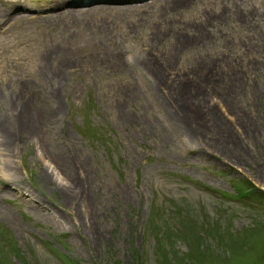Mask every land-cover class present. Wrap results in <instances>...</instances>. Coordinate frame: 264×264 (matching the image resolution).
Returning a JSON list of instances; mask_svg holds the SVG:
<instances>
[{
	"label": "rangeland",
	"instance_id": "obj_1",
	"mask_svg": "<svg viewBox=\"0 0 264 264\" xmlns=\"http://www.w3.org/2000/svg\"><path fill=\"white\" fill-rule=\"evenodd\" d=\"M96 1L23 0V21L0 22V264H264L258 64L250 71L261 88L233 100L254 98L258 116L248 120L261 129L253 140L233 132L217 99L201 102L231 133L230 156L193 141L174 102L152 90L169 93L170 75L192 73L201 54L246 69L264 47V0H107L104 17L89 8ZM199 26L206 35L179 39ZM168 45L169 74L156 73L149 54ZM117 57L128 71L110 68ZM63 62L66 70L40 72ZM132 79L134 88L114 90ZM16 109L21 128L12 127ZM32 125L42 150L24 134ZM217 145L231 146L227 138ZM80 175L104 234L96 242L84 229L81 194L60 191Z\"/></svg>",
	"mask_w": 264,
	"mask_h": 264
},
{
	"label": "bare ground",
	"instance_id": "obj_2",
	"mask_svg": "<svg viewBox=\"0 0 264 264\" xmlns=\"http://www.w3.org/2000/svg\"><path fill=\"white\" fill-rule=\"evenodd\" d=\"M2 1L4 2V0H0V22L3 20L4 22H6L5 24H7V22L12 20L9 22L10 25L14 22H18L19 20L23 21V16L21 15L23 9V6L21 4L23 3V0H12L14 4L6 9L1 7ZM80 1V3L77 2L76 4H85L83 3V0ZM104 1L107 0H97L96 2H92L98 4L89 8L91 10H95L93 11L94 13L104 17V7L105 5H109ZM165 1L166 0H162L161 2L163 3ZM76 4L71 3L69 5L75 6ZM57 5H60L61 7L68 6L67 3H58ZM89 8H87L88 12L90 11ZM144 8H147V6H145ZM14 9L16 11L13 12ZM179 34H181V38L179 37V39L185 40V42L188 43L194 41V39L198 38L199 36L206 35L207 33L202 26H199L192 33L183 34L182 32H180ZM167 47L168 48L162 51V54H154L153 51L149 54V61H151L152 63L155 62L158 65L154 66V71L156 73L161 72L163 74H169L174 55L172 52V48H169V45ZM260 53L261 55L259 56H255L251 53L248 55L247 59H249L250 65L248 64L249 66H247L246 69H244V67L240 68L234 66L233 63L227 58L217 60L212 59L210 56L201 54L198 55V58L195 60L196 63L193 64L194 69L192 70V73H190L189 70H184L183 74H181V77L178 79H174L170 75V78L173 80L171 81V89L169 90V93L166 94L165 88H162L155 83H153V87H151L158 97H162V100H164V102L167 101L166 99H168V97L170 101L174 102V107L176 106L177 108L178 116L181 117L183 122H185L187 127L190 129L189 131H192V134H195L194 139L197 138L193 140L192 137L190 138L189 136L188 140L199 141L201 144L206 145L214 153L221 152L230 156L237 148H235L234 144L232 143L231 133H229V130H227L226 127L220 123L215 115H212L211 111L207 110L204 105L202 106L201 102H205L207 100L213 101L214 99H217V105L219 107L221 106V108L225 110L228 116H230V120L232 121V123H229L231 124L233 132L235 131L237 136H241L240 131H242L246 139L250 141L253 140L259 129H261V124H259V122H255L254 124H252L248 120V117L250 115L254 117L258 116L257 114H254V111L252 109V102L254 101V98L250 97L244 99L243 101H235L237 99L236 96H239V93H241L242 89L256 90L261 88V81H259L250 71L251 68L254 67V65L258 64V74L260 76H264V47L260 49ZM141 58L142 57H137V60L141 61ZM113 60L115 64L110 66L111 69H127L128 64L122 63V61H120L118 57L116 59L113 58ZM65 63L70 64L69 62H63L57 63L55 66L50 67L46 63L41 64L40 67L42 68V70L40 72L46 71L48 73V76H52L51 71H58L59 69L61 71L66 70L65 68H67V66ZM138 66L143 70L144 65L141 64ZM146 71H148V69ZM222 74L228 76L227 79L225 76L226 80L222 78ZM161 83L163 85V82ZM135 86L136 83L132 79L128 82H120L117 86L114 87V90L118 89L120 90V94H122V92H124L126 89L129 90L134 88ZM186 90H190L191 96L186 95ZM25 92L26 97H29L28 90H25ZM230 92L232 93V95L230 97H227ZM113 93L115 94V92ZM198 96L199 98L197 99ZM232 96L234 97V99H232ZM200 99L202 100L200 101ZM233 100L235 101L233 102ZM117 102H123V98L118 99ZM27 107L33 112L37 109L31 102L27 104ZM16 112V118L13 121L14 124L12 125V127L19 126L21 128L22 126L20 121L23 123V117L22 115H20L21 112L20 114H18L17 109ZM30 118L31 120L34 118V113L32 114V116L30 115ZM5 124V122L0 120V132L5 131L3 129L5 128ZM233 125L235 127H233ZM32 126L33 127L30 132H25L24 134L26 135L27 139L35 140L37 145H39L40 149L42 150L44 145L40 140L41 136L38 131V126ZM165 137H167V135ZM225 138H227L231 146L226 150H222L221 147L217 144L218 142H220V139L223 140ZM49 181L50 183L52 182L51 180ZM77 181L78 186L68 185L66 186V188H61V195L65 199L73 193L75 194V196H79V194H81V204H78L79 213L84 223L86 234L91 237L94 242H96L98 239L102 238L104 234L102 229H98V221L94 217L92 206L87 201V195L85 192L87 190L86 188H88V181L83 175L78 176Z\"/></svg>",
	"mask_w": 264,
	"mask_h": 264
}]
</instances>
